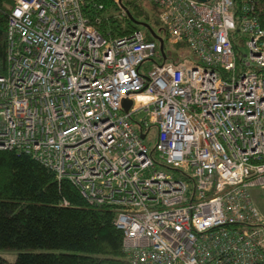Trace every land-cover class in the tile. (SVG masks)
<instances>
[{"label":"built area","instance_id":"1","mask_svg":"<svg viewBox=\"0 0 264 264\" xmlns=\"http://www.w3.org/2000/svg\"><path fill=\"white\" fill-rule=\"evenodd\" d=\"M127 1L157 9L163 51ZM237 1L112 0L93 22L85 0H15L8 14L0 151L112 208L129 264H264L250 192L264 191V27Z\"/></svg>","mask_w":264,"mask_h":264},{"label":"trees","instance_id":"2","mask_svg":"<svg viewBox=\"0 0 264 264\" xmlns=\"http://www.w3.org/2000/svg\"><path fill=\"white\" fill-rule=\"evenodd\" d=\"M254 2L255 17L264 27V0ZM109 0H85V14L94 22L106 11ZM145 1L125 3L131 16L150 24ZM15 0H0V73L7 66L8 14ZM241 0L236 12L241 13ZM140 22V21H138ZM103 30L106 25L102 24ZM116 214L108 206H94L67 180L31 156L16 150L0 151V253L18 252L10 262L0 254V264H129L123 234L114 224Z\"/></svg>","mask_w":264,"mask_h":264},{"label":"rangeland","instance_id":"3","mask_svg":"<svg viewBox=\"0 0 264 264\" xmlns=\"http://www.w3.org/2000/svg\"><path fill=\"white\" fill-rule=\"evenodd\" d=\"M146 3V2H144ZM108 5V9L107 10H110L114 7L113 5V2L112 0H109V2L106 4ZM146 9L148 11V15L153 18L152 21L150 22V24H148L158 35H162L164 37V34L163 32L160 31V28H161V23L159 21V18H158V15L156 16L155 13H153L151 11V7L150 5L148 4H144ZM115 9V7L113 8ZM112 9V10H113ZM106 10V11H107ZM137 21H140V22H143L141 20H137ZM144 23V22H143ZM139 28L145 33V34H151L150 33V30L146 27H143V26H139ZM240 47H241V50L244 52V53H247V48L246 46L243 44V43H240ZM165 49H166V52H170L172 51L173 53V57H178L179 55V51L181 50L179 47L177 46H174L170 43H168L166 40H165ZM187 50V48H185ZM157 60L159 62H161L162 60H160L158 57H157ZM154 65V62L153 61H147L145 62L143 68H142V71L144 72L145 71V68L146 67H149V66H152ZM158 136V128L156 126H153L151 127V129L149 130V133H148V137L147 139L145 140V144L147 145V147L149 148L150 151H153L154 148H155V144H156V138ZM155 157L157 158V162H158V169L159 170H163V171H166V172H171V170H169L163 161L160 160V158L157 157L156 155V152L154 153ZM260 201H261V205H262V208L264 209V194L262 197L259 198ZM1 256L4 257L6 260L10 261V262H14L16 261L17 257H18V252L17 251H13V250H5V251H2L1 253Z\"/></svg>","mask_w":264,"mask_h":264},{"label":"crops","instance_id":"4","mask_svg":"<svg viewBox=\"0 0 264 264\" xmlns=\"http://www.w3.org/2000/svg\"><path fill=\"white\" fill-rule=\"evenodd\" d=\"M250 192H251L252 202L256 206V208L258 209L261 217L264 220V209L262 208L261 201L259 199L260 197L263 196L264 191L260 190L259 188H253V189L250 190Z\"/></svg>","mask_w":264,"mask_h":264},{"label":"water","instance_id":"5","mask_svg":"<svg viewBox=\"0 0 264 264\" xmlns=\"http://www.w3.org/2000/svg\"><path fill=\"white\" fill-rule=\"evenodd\" d=\"M200 1L201 2H207L209 0H200ZM135 22H137V24H139V25H141L143 27L148 28L151 31L153 37L160 43V49H161V51H163V49H164V40H163V38H161L160 36L156 35V33L153 32V30L151 29V27L147 23L138 22V21H135ZM130 106H131V102L129 100H124V107H125L126 111H128V109L130 108ZM144 137L145 136L142 135V138H144Z\"/></svg>","mask_w":264,"mask_h":264}]
</instances>
